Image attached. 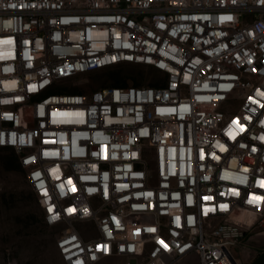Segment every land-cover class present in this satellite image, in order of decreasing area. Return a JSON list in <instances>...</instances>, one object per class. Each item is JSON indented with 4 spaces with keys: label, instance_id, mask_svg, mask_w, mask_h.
<instances>
[{
    "label": "built area",
    "instance_id": "built-area-1",
    "mask_svg": "<svg viewBox=\"0 0 264 264\" xmlns=\"http://www.w3.org/2000/svg\"><path fill=\"white\" fill-rule=\"evenodd\" d=\"M124 63L156 72L64 83ZM261 93L264 0H0V147L65 264H242L232 246L264 224L247 203L264 198Z\"/></svg>",
    "mask_w": 264,
    "mask_h": 264
},
{
    "label": "rangeland",
    "instance_id": "rangeland-1",
    "mask_svg": "<svg viewBox=\"0 0 264 264\" xmlns=\"http://www.w3.org/2000/svg\"><path fill=\"white\" fill-rule=\"evenodd\" d=\"M153 67L124 63L64 80L71 89L93 90L103 85L148 83ZM79 82V85H74ZM59 226L43 219L14 150L0 147V264H65L56 247ZM172 264H198L195 256Z\"/></svg>",
    "mask_w": 264,
    "mask_h": 264
},
{
    "label": "crops",
    "instance_id": "crops-1",
    "mask_svg": "<svg viewBox=\"0 0 264 264\" xmlns=\"http://www.w3.org/2000/svg\"><path fill=\"white\" fill-rule=\"evenodd\" d=\"M232 250L242 264H264V224H256L247 230Z\"/></svg>",
    "mask_w": 264,
    "mask_h": 264
},
{
    "label": "snow or ice",
    "instance_id": "snow-or-ice-1",
    "mask_svg": "<svg viewBox=\"0 0 264 264\" xmlns=\"http://www.w3.org/2000/svg\"><path fill=\"white\" fill-rule=\"evenodd\" d=\"M11 7H13V8H15L16 7V5H11ZM193 19H196L195 17H193ZM232 19V17H230V16H228V17H222L221 18V20L223 21V20H231ZM161 27H163V25H161ZM10 42V41H9ZM119 46V45H118ZM124 47H126V48H131L132 47V45L131 44H125V45H123ZM112 59L113 60H115L116 59V57L115 56H113L112 57ZM129 59H131V57H129ZM162 67H165L164 65H161ZM6 71H9L10 69H5ZM45 83H47V81H45ZM173 87H175V85H173ZM205 87H207V85H205ZM261 95H264V93H261ZM255 102V101H254ZM262 107H264V105H262ZM41 114H42V110H41ZM7 118H9V119H11V117L9 116V117H7ZM142 134H146V133H142ZM234 138V137H233ZM262 139H264V138H262ZM4 141L2 140V139H0V143H3ZM16 142V140H15V137L13 136V139H12V143H15ZM21 142H23V140H21ZM39 173H36V176L37 177H39ZM105 179H107V176L105 175ZM204 179H207V177H205ZM69 183H71V181H69ZM238 183H241V184H244V183H246V178L245 179H242V180H239L238 181ZM261 188H264V181H262V182H260V185H259ZM62 187V186H61ZM47 193H45V195H46ZM231 194L233 195V196H238L239 195V192L238 191H236L235 189H232L231 190ZM147 195H151V193H148ZM220 195H223V193H220ZM204 199H211V197H205ZM261 199H264V198H261V197H256V196H252L251 198H248L247 199V203H249V204H253V203H256V202H258V201H260ZM191 200H192V198L191 197H188V202L189 203H191ZM220 207H221V209L223 210V209H226L228 206L226 205V204H222V205H220ZM49 211H52V209L50 208L49 209ZM69 212H73L74 211V209H69L68 210ZM207 211L208 210H206L205 211V214H207ZM85 212H86V210H85ZM53 219H56V217H53ZM177 222H179V217H177ZM189 223H191V218H189V221H188ZM148 231H155V229H152V228H149L148 229ZM76 264H81V262L80 261H77L76 262Z\"/></svg>",
    "mask_w": 264,
    "mask_h": 264
}]
</instances>
